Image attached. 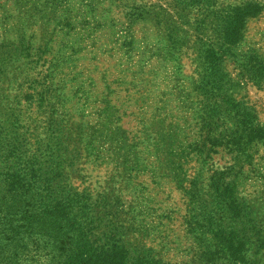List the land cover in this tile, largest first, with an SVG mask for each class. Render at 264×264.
Wrapping results in <instances>:
<instances>
[{
    "label": "rangeland",
    "instance_id": "rangeland-1",
    "mask_svg": "<svg viewBox=\"0 0 264 264\" xmlns=\"http://www.w3.org/2000/svg\"><path fill=\"white\" fill-rule=\"evenodd\" d=\"M246 1L264 9V0H0V87L32 94L24 99L19 89L14 102L29 130L48 136L46 117L53 131H70L69 142L52 136L49 148L80 151L71 181L97 216L95 237L117 229L130 256L151 249L165 264H195L187 223L205 202L181 187L188 181H181L188 167L182 140L205 98L208 170L198 186L206 210L213 214L222 180L233 185L230 199L246 222L244 255L264 264V10L227 49L218 71L226 79L210 81L200 56L191 57L205 45L223 46L221 14ZM257 54L259 77L256 65L242 67L243 56ZM243 129L255 138L231 151L232 131ZM45 229L49 236L28 244L19 264H59L73 247L62 222ZM211 233L205 241L213 255H228Z\"/></svg>",
    "mask_w": 264,
    "mask_h": 264
},
{
    "label": "trees",
    "instance_id": "trees-1",
    "mask_svg": "<svg viewBox=\"0 0 264 264\" xmlns=\"http://www.w3.org/2000/svg\"><path fill=\"white\" fill-rule=\"evenodd\" d=\"M263 10V6L255 1L226 5L221 14L223 46L215 48L208 44L198 48L191 56L194 59L200 56L204 65L200 70L203 69L205 77L210 81L226 79L228 74H219L218 71L227 49L242 39L246 21L251 17L260 16ZM258 57H260L258 54L250 55L248 59L243 56L242 67L246 63L249 69L256 65L255 71H259L257 73L259 77L262 65ZM11 87L15 88L13 93L0 87V264H19L18 254H25L28 251V244L32 243L34 246L37 242L36 237H48L45 228L48 224L57 222L64 224L65 231L73 239V247L62 260L59 259V264H126L130 259L131 264H165L151 249L130 256L132 252L129 245L125 239L117 235L119 234L117 229L116 231L105 229L102 234L95 237L97 216L93 215L94 209L85 201V190L79 189L71 181L73 175L78 178L80 174L76 169L79 168L77 162H81L76 160L79 158L77 156H80V151L70 149L67 143V146L59 147V151H63L61 154L55 152L58 148H49V144H53L49 142V138L53 141L52 136L57 140L61 135L60 142L64 140L69 142L70 131L65 129L53 131L46 117L44 124L48 136L43 134V129L29 130V116L21 122L17 113H14V102L19 89L24 94V99L30 98L32 94L26 87L18 89L17 86L10 85ZM41 99H45V96L43 95ZM209 104V101L201 98L199 109L194 116L196 127L182 140L185 143L182 149L188 167L184 168L185 175L181 177V181H188L182 182L181 187L186 194L193 195L196 204L205 202L199 209L196 208L197 212L188 221V227L186 226L196 240L195 254L198 256L193 262L251 264L244 255L247 238L245 217L242 215L243 211L240 213L238 205L230 199L233 198V185L222 180L223 186H217L219 199H214L216 208L212 215L206 210L205 189L198 186L200 180L206 177L208 170L206 160L208 129H205V121L211 110ZM245 131L247 130L243 129L236 133L232 131L231 139L228 140L232 141L229 148L231 151L232 148H240L255 138ZM45 139L46 141H42ZM33 143L34 148H31ZM45 153L51 155L50 159ZM191 169L194 176L188 177ZM107 203L110 204L108 201ZM224 221H228V224L238 223L239 227H226ZM208 231L212 232L216 246L220 245L216 250L222 252L225 248L228 255L226 252L218 257L213 255L205 241ZM263 232L264 228L260 229L258 238L263 237ZM259 243L258 246L264 247L263 242Z\"/></svg>",
    "mask_w": 264,
    "mask_h": 264
}]
</instances>
